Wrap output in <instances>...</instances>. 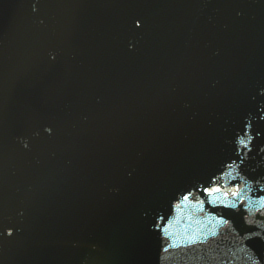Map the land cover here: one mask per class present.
I'll return each mask as SVG.
<instances>
[{
	"label": "water",
	"instance_id": "water-1",
	"mask_svg": "<svg viewBox=\"0 0 264 264\" xmlns=\"http://www.w3.org/2000/svg\"><path fill=\"white\" fill-rule=\"evenodd\" d=\"M0 264H264V0H0Z\"/></svg>",
	"mask_w": 264,
	"mask_h": 264
},
{
	"label": "snow or ice",
	"instance_id": "snow-or-ice-1",
	"mask_svg": "<svg viewBox=\"0 0 264 264\" xmlns=\"http://www.w3.org/2000/svg\"><path fill=\"white\" fill-rule=\"evenodd\" d=\"M136 26L139 27V22L136 23ZM211 191H219V189L211 190ZM10 234V233H9Z\"/></svg>",
	"mask_w": 264,
	"mask_h": 264
}]
</instances>
